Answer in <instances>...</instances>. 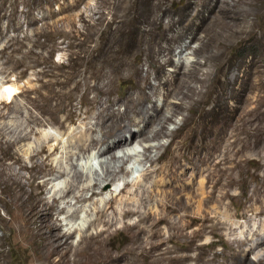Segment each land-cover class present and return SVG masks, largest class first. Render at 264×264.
Returning <instances> with one entry per match:
<instances>
[{
	"label": "rangeland",
	"instance_id": "obj_1",
	"mask_svg": "<svg viewBox=\"0 0 264 264\" xmlns=\"http://www.w3.org/2000/svg\"><path fill=\"white\" fill-rule=\"evenodd\" d=\"M205 1L0 0V93L3 86H12V92L15 90L8 101L4 99L3 94H0V263L2 251L5 250L8 256L6 264H31L28 255L39 245L38 239L29 234L28 228L20 232L21 223L14 219L17 207L23 208L26 212L24 202L27 201L30 193L51 202L55 195H60L59 192L66 188L72 166L83 172L85 178L83 176L84 181L81 184H89L94 178L102 176L106 165L118 166L116 163L98 158L96 149L89 147L87 151H80L75 146L76 141L94 124L99 102L106 99L105 95H98L94 90H86L83 83L87 82L91 84L90 86L98 83L101 85L104 80L89 78V73L94 70L87 69L88 72L82 77L80 88L75 89L73 83H70L67 88L61 89L56 85L57 77L59 80L64 79V74L66 75L73 68L79 57L85 63L92 54L100 51L102 46H113L117 49V52H114L117 57L107 65L95 59L94 66L102 68L99 70L102 73H114L118 71L117 67L121 62L127 61L130 64V69L121 66L120 71L125 70V74L128 73L131 80L115 81L112 86L113 94L110 98L117 99L130 89L129 86L135 85L136 77L132 73L134 68H139L143 75L146 71L150 72L151 76L156 73V68L149 67V64L155 61L154 57L147 51L140 50V46L132 49L133 46L154 41L165 44L162 39L166 37L173 39L174 43L171 46L176 57L173 56V62L165 67V72L170 73L177 64L190 66L197 61L204 62L203 55L196 57L192 52V49L199 46V41L191 40L194 32L184 29L190 23L199 21L202 15H207L203 5ZM219 2H223L219 3V6L226 5L225 7L233 13L242 15H239L241 18L247 16V23L244 25L239 23L241 18L229 23L233 27L245 26V31L240 36L230 35L229 27L222 29L220 26L217 27L220 32L218 40L220 38L219 41L223 42L220 50L224 53L222 60L211 62L209 66L212 77H215L210 87L213 91L211 90L212 92L204 98L203 103L195 105L194 108L197 113L208 112L206 120H216L220 115L225 116L223 118L225 119L227 115H233L227 120L228 122L226 121L227 132L237 133L240 137L242 135V152L236 154L234 148L225 150L222 145L225 138L222 135L218 150L213 152L212 160L210 159L212 162L199 167L200 175L191 173L193 175L191 179L188 176L189 180L187 179L186 182L193 183L194 188L201 191L199 186L201 187V181L205 180L206 172L214 168L215 161L217 163L226 152H229V161L226 164L229 175L227 174L226 184L224 182L223 194L220 187L215 190L212 189L211 184H207L206 188L203 187L204 194L196 198L194 222L190 230L186 231L187 233L194 231L193 243L190 244L192 248L188 249L187 240L180 238L175 256L187 255L189 259L184 264H264V83L262 82L264 81V0H219ZM190 40L193 43H190ZM189 43L190 50H186L181 55L177 54L182 46ZM38 56L40 63L35 65L34 61ZM84 69L82 67V70ZM226 79H229L227 83L223 81ZM59 90L62 92L61 95ZM130 91L136 93L134 89ZM161 92L154 99L157 106L162 105ZM254 96L257 99L255 117L252 104ZM119 109L122 111L123 107L120 106ZM185 116L191 115L187 111L176 115L173 122L167 126L168 131L177 129ZM238 117H242L243 120L236 125ZM30 120L35 121L31 123ZM220 122L219 124L223 120ZM58 124H62V127ZM153 128L155 129V126ZM252 129L255 130V138L249 133ZM45 133L60 143H58L59 150L50 153L56 145L53 140L46 145L48 149L38 156L40 160L38 157L29 158L38 150L37 139ZM100 136L97 130L94 137ZM169 141V138H162L148 143L136 142L131 147L117 151L118 157H121L123 152L130 153V157L127 158L128 163L122 169L127 168L131 174L126 180L117 179L114 185L108 188V192L95 198L98 204L109 200L111 194L120 192L129 181L132 184L125 189L127 192L117 197L116 207L118 210L132 207L128 203L130 201L135 203L137 195L142 191H150L156 181H168V179L160 180L161 177L155 173L144 181L143 174L150 169V164L145 160L143 150L147 144L156 146L167 144ZM67 153H72L73 157L65 163ZM161 153L163 149H153L149 156L156 158ZM45 161L48 168L43 166ZM163 163V161L157 163V166ZM57 164H62L63 171H68L67 174L70 175L61 177L56 171L50 170ZM3 173H5V182L9 185L7 187L3 184ZM211 191L214 194L213 199L206 204L201 203L200 199L204 198L206 192ZM82 195L86 198L90 197V193ZM161 195L162 193L156 190L152 200L141 207V210L158 211L157 203L163 197ZM67 202L70 207L66 205ZM65 205L69 212L80 209L78 218L74 219H67L69 217H66V214L54 211L56 212L54 219L65 231L84 228L90 219L95 218L94 213L86 212L91 207L88 206L89 203L75 204L72 198H67L61 200L57 208ZM172 216L170 218L174 220L176 217ZM126 221L132 224L136 223L137 219L132 217ZM118 224L117 227H121L122 221L120 220ZM162 228L165 231H163L164 236L168 237L166 226L163 225ZM116 239L118 241L120 237ZM78 240L79 233H75L70 242L76 244ZM168 246L173 247V244L169 243Z\"/></svg>",
	"mask_w": 264,
	"mask_h": 264
},
{
	"label": "bare ground",
	"instance_id": "obj_2",
	"mask_svg": "<svg viewBox=\"0 0 264 264\" xmlns=\"http://www.w3.org/2000/svg\"><path fill=\"white\" fill-rule=\"evenodd\" d=\"M219 3L222 4L223 2L221 3L219 0H206L203 5L205 6L207 15H202L199 21L192 22L186 26V28L184 27V30L187 29L194 32H191L193 34V38L190 37L191 40L199 41V46L194 50L191 49L196 57L198 55H203V57L200 56L204 58V62L202 61L203 63L197 61L192 65L189 63L190 66H185L183 63L180 65L177 64L174 65V70L170 71V73L165 72V67L173 62V56H175L171 46L172 43H174L173 39L166 37L162 39L165 41V44L160 41H154L151 43H140L134 45L135 47L133 46L132 49L140 46V50L147 51L154 57L153 59H155V61L153 60L154 62L152 61L149 67L156 68V73L154 72V75L151 76L150 72L146 71L143 75L139 68H134L132 73L136 77L135 85H133V87L129 86L130 89L122 96L117 97V99L112 100L110 98L113 94L112 86L115 81L122 79L127 81L131 80L129 74H125V70L120 71L121 66H123L124 69H130V64L127 61L121 62L117 67L118 71L114 72L115 74L113 72L105 73L104 70V73H102L99 71L102 68L99 69L96 65V67L94 66V61L96 60L107 65L117 57L116 53H114L117 52V49L113 46H102L100 51L92 54L88 60L85 59V63L83 59L78 56L79 58L73 65V68L66 75L64 74V79L59 80L57 77L58 81L56 85L61 89L67 88L70 83H73L72 86L74 85L75 89L80 88L82 77L88 72L87 69L94 70L92 73H89V78L104 80L101 85H98V83L90 86L91 84L89 85L87 82L83 83L86 90H94L98 95H105L106 99L103 102L98 101L99 108L95 115L94 124L86 130L84 136L82 135L81 138L76 141L75 146L80 151H87L89 147L96 149L98 158H103L104 161L113 162L114 164L116 163L118 166L106 165L102 176L94 178L89 184H81L84 181V174L82 171L72 166L70 171L71 176H69L70 179L67 182V186H65L66 188L62 192H59L60 195H55L51 199V202L44 201L42 198H37V194L30 193L28 195L29 198L24 202L26 204V212L23 211V208L17 207L14 219L21 223L20 232L23 231L24 228H28L29 234L37 238L39 242V245L33 248L32 253L28 255V260L31 264H184L185 261H188L189 257L187 255L184 257H181L182 255L175 256V253L178 252L177 243L180 238H185L189 244L187 248H192L190 244L193 243L194 231L189 233L186 231L190 230L194 222L196 198L204 194L203 187L207 184H211L213 190L220 187L222 191L228 174L226 164L229 161V152H226L223 158L217 163L215 161L213 169L208 168L209 170L206 172L205 180L201 181V187L199 186L201 191L198 188H194L193 183L186 182L188 176L189 179H191L193 177L191 173L196 175L198 173V175H200L199 172L201 171L199 167L206 166L209 162H212L210 159L212 158L213 152L218 150L219 139L222 135L225 138L222 144L225 150L234 148V153L239 154L242 152V135L240 137L237 133L227 132L228 124H226V121L231 119L233 115H227L228 113H225L227 115L225 119H223L225 116L221 117L220 115L216 120H206L209 115L208 112L197 113L194 108L195 105L203 103L205 101L204 98L213 91L212 89V91L210 90V87L215 77H212V70H209V66L211 62L219 61L224 53L220 50L222 49L223 42L219 41L221 40L220 38L218 40L220 32L217 30V27L220 26L221 29L229 27L230 35L235 36H240L245 31V26L239 25V27H233L229 24L235 22L234 20H239L242 15L239 14V16L233 13L229 8L225 7L226 5L219 6ZM241 20L239 23L241 22L244 25L247 23V16H243ZM181 36L184 35L181 34ZM191 40L190 43L192 42ZM190 43L182 46L177 54L181 55L186 50H190ZM207 51L210 52L207 54ZM90 55L91 54H89V56ZM159 57H161V60ZM39 63L40 57L38 56L34 64L38 65ZM82 67L85 69L82 70ZM228 80L226 79L223 81L227 83ZM262 82L264 83V81ZM231 85L233 86V84ZM11 89H13L12 86L2 87V93L0 94H3L4 99L7 101L15 91L13 90L12 92ZM133 89L136 93L130 91ZM160 91H162V105L157 106L154 99L157 94H160ZM61 94L62 92L59 90V95ZM252 100L255 117V114H257V99L254 96ZM120 106L123 107L122 111L119 109ZM184 111L190 113L191 116H185L177 129L168 131L167 126L173 122L174 117ZM205 120L206 122H204ZM220 120L221 122L223 120V122L221 123ZM242 120V117H238L236 125L240 124ZM32 121L34 122L35 120ZM219 122L221 124H219ZM58 125L62 127V124ZM154 126L155 129L153 128ZM237 128L242 129L243 127ZM97 130L101 134L98 138L94 137V133ZM249 133L255 138V130L253 131L252 129ZM42 134L37 139L38 150L34 151L33 155L30 153L32 156L29 158L33 159L40 154L42 155V153L48 149L46 145L50 144L53 140L55 141L51 135H47L46 133L45 135ZM162 138H169L170 141L167 144L156 146L147 144L144 147L145 160L149 162L150 169L143 174L145 179H142L145 181L152 173H155L161 177L160 180L168 179V181H156L154 187H152L150 191H142L137 195L135 203L133 201V203H131V201L128 203L132 205V207L128 205L129 207L126 206L127 208L122 210H118L116 207L117 197L127 192L125 189L132 184L129 181L126 182L125 188L120 192L111 194L109 200L102 201V203H100L101 205L98 204L95 198L97 199L108 192V188L114 185L117 179L125 178L126 180V177L131 174L127 168L122 169V167L128 163L127 158L130 157V153L123 152V155L118 157L116 152L131 147L136 142L148 143ZM175 140L179 141L175 142ZM55 142L56 145L51 149V154L59 150L60 143L58 142V144L57 141ZM153 149H163V153L159 154L156 158H151L149 153ZM72 157V153H67L65 155V163H68ZM162 161L164 163L157 166V163ZM187 165H190V168L187 167ZM43 166H48L46 161L43 163ZM69 166L67 168H69ZM50 170L56 171L61 177L70 175L67 174L68 171H63L62 164H57ZM29 175H31L30 172ZM3 184L5 187L9 186L5 182V173H3ZM19 184L18 181V185ZM32 185L33 184H31V186ZM208 189L210 190V188ZM156 190L163 195L157 203V208L159 210L156 212L142 211L141 207H144V205L152 200V195ZM207 192L204 198H199L200 202L203 204L213 199V191ZM83 193H90V197H84V195H82ZM39 194L42 195V193ZM221 194H223V191ZM67 198H72L75 204L89 203L88 206H91L86 212L90 211L94 213L95 218L90 219L86 227L65 231L63 227L57 223V220L54 219L55 210H57L59 214H66V217H69L67 219L78 218L80 209L69 212V210L66 209V205L69 204L68 202L64 207L57 208V204L61 200H66ZM172 215L176 217L174 220L170 218ZM132 217L137 219L136 223H127L126 220ZM120 220L122 221V226L117 227ZM163 225L166 226L168 230V237L164 236ZM75 233H79V240L76 244L70 242V239ZM116 237H120V239L116 241ZM169 243H172L173 247H169ZM2 245L4 246L5 243ZM1 260L0 264L7 263L8 256L5 250L2 251Z\"/></svg>",
	"mask_w": 264,
	"mask_h": 264
},
{
	"label": "clouds",
	"instance_id": "obj_3",
	"mask_svg": "<svg viewBox=\"0 0 264 264\" xmlns=\"http://www.w3.org/2000/svg\"><path fill=\"white\" fill-rule=\"evenodd\" d=\"M133 174V173H132Z\"/></svg>",
	"mask_w": 264,
	"mask_h": 264
}]
</instances>
